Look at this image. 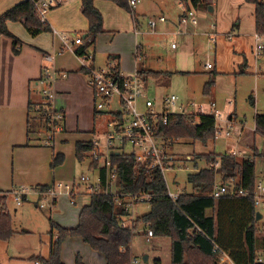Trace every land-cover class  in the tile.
Masks as SVG:
<instances>
[{
	"label": "rangeland",
	"instance_id": "1",
	"mask_svg": "<svg viewBox=\"0 0 264 264\" xmlns=\"http://www.w3.org/2000/svg\"><path fill=\"white\" fill-rule=\"evenodd\" d=\"M211 1L213 11L209 12L208 8L206 11L197 9V11H205L207 18L202 23H199V28L201 29L198 33L196 32L197 29L196 31L192 29L191 32L194 31L196 33L190 35V43L187 46L183 45L181 37H177L179 36L178 33L187 32L185 31L186 28L179 29V16L183 12L179 1L141 0V3L135 10L140 15L147 12L157 15L152 16V18L158 17L162 11L168 22L158 24L159 33L155 34L149 32L145 18L142 20L141 28H139L142 32V43L139 47V57L136 60L139 65L138 68H142V71L164 73L159 80L149 77L146 80L141 78L145 98L151 99L154 102L156 110L160 113L166 112L163 99L166 96L174 95L183 101V105L181 106V102L178 101L174 108L168 110L169 112L173 111L171 113L176 112L174 114L182 115V112L189 113L194 110L191 109L190 105L208 106L214 103L217 105L221 119H224L225 122L230 121L228 113L232 111V108H235L236 115L239 118L234 122L230 138L215 139L213 144L209 143L205 147L200 143H193L190 139H175L170 149L179 160L178 164L181 163L182 167L185 168L182 169V172H178V174L173 171L168 172L167 178L172 187L176 184L189 192L192 189L187 182V175L195 169L193 168V164L189 162L185 163L184 157L186 155L193 157L194 154L210 152H214L217 155L235 152V157L240 160L243 156L252 155L248 147L245 146L247 142L248 144L251 143V145L254 144L253 147H256L259 151L258 157L255 158V172L257 180L264 183V138L257 135L256 142L254 143L251 139H248L251 132H254L255 114L264 113V58L260 59L258 57V60L260 59L259 62L255 61L252 55V48L245 53L242 49L240 50L231 44L229 39H227V34L231 31L232 27L237 32V23L242 22L244 25L245 20L254 16V8L252 4L245 2V0ZM94 3V6L96 7L97 5L96 8L102 15L105 27V31L97 36L94 47L98 48L100 52H105L103 56L112 53V49H115L114 52H117L129 46H132L131 51L135 53V33L128 32V29L133 25L130 13L108 0H96ZM80 6L81 0H71L51 9L52 11H49L47 14L50 28L55 29L62 36H70L72 32L80 35L86 33L87 24L80 13ZM192 10L194 11V9ZM167 24H177L172 29V33L165 30ZM211 24L213 26L218 25L219 29H223L219 32L218 39L220 37L224 38L226 42L221 43L218 41V48H214L215 43L213 41H211L213 43H210L208 40V33L211 32L209 26ZM49 35L52 42L51 32H43L38 36L43 40L48 38ZM122 57L123 59H121L120 63L124 71L123 73L131 75L133 70L130 71L129 69L133 65L130 62V53L127 51L126 55H122ZM245 59L247 60L246 68H243L240 64ZM238 61L241 62L239 63V68H237ZM207 64H210L213 69L207 68ZM124 66H130V68L125 69ZM240 69H244L243 71L245 72L238 74L237 71ZM210 80H214L215 87H213L216 88L212 98L214 101L212 102H210V97L204 96L205 85ZM114 101L116 102V100ZM111 107L117 108L116 103L112 104ZM182 107L185 108V111L182 110ZM220 125L222 129H225L223 123H220ZM98 127H102L101 120ZM240 129L241 134L239 135ZM237 138L238 140L236 141ZM233 139L236 141V145ZM91 140L88 142L91 143ZM103 141L102 137L101 142ZM43 143L44 146L48 145L45 142ZM68 144L73 148L75 146L71 141L65 143V145ZM67 154L68 150H66L65 157ZM82 163L78 162L76 157H66L65 162L54 169V177L52 175L50 180L65 184H72L74 182L82 184L81 177L89 176L90 180L94 181L96 178L94 174L96 172L88 169V159L86 158ZM198 167L205 168L206 162H199ZM11 173V168H9L7 175H12ZM173 179L176 180L173 182ZM3 189L7 190L9 187ZM18 189H26L29 192L31 187L22 186ZM81 193L82 189L79 190V195L75 200L80 198ZM30 197L28 196L27 198ZM8 199L9 201L6 204L7 210L11 217L12 229L16 230V234L14 233L8 240H0V264H35L32 257H48L49 255L48 245L51 237V222L56 224L63 219L67 221V225H71L70 228L77 225V223L74 224L75 219H78V215H76L77 211L70 205L67 199V201H62L59 198L52 212L48 199L42 200L44 208L39 210L31 205L30 199H27L26 202L22 203L25 204H21L20 206L16 205L11 193L8 194ZM85 204L87 205V203ZM149 209V204L146 203L135 207L136 213L140 215L147 213ZM14 210H17V212H14ZM260 214L262 218L256 225L259 231L257 236V253L259 255L262 252L261 239L264 236V210H261ZM22 230L27 232L23 233L24 231L22 232ZM52 234H56L54 229ZM132 246L133 253L138 259V264H155L157 260L160 261V264H171V243L168 238L155 237L148 243L144 234H137L133 237ZM144 255L148 256V263L142 262ZM64 258H66V264H68L67 253L64 254ZM39 260L41 262V258Z\"/></svg>",
	"mask_w": 264,
	"mask_h": 264
},
{
	"label": "trees",
	"instance_id": "2",
	"mask_svg": "<svg viewBox=\"0 0 264 264\" xmlns=\"http://www.w3.org/2000/svg\"><path fill=\"white\" fill-rule=\"evenodd\" d=\"M95 0H81L80 10L88 22L83 46L76 50L78 55L84 53L95 43L97 36L104 32L103 18L94 7ZM118 7L135 15L128 7L126 0H108ZM188 9L206 10L211 0H184ZM254 6L256 32L264 36V0H245ZM8 21L20 22L28 34L36 37L43 32H51L48 22L42 23L37 16L31 0H24L0 15V35L16 39L7 30ZM118 68V67H117ZM115 69L118 71V69ZM139 76L146 80L148 77L159 80L163 72L140 71ZM214 80L205 85L204 95L208 94ZM47 127L46 123L43 124ZM254 132L248 139L256 142V136L264 138V114H258L254 119ZM29 127V125H28ZM215 121L212 116L171 115L166 124L158 123L156 135L163 141L172 142L175 139H190L193 143L208 146L215 142ZM254 144L246 143L252 155L237 159L230 153L215 154L214 152L194 154L185 163L193 164L196 169L187 175L191 191H185L173 201L167 192L166 182L158 168H149L147 164L136 162L132 154L122 151L111 154L112 166L117 173L115 184L119 192L151 195L149 211L145 214L136 213V219L131 228L122 227L124 218L129 212L124 206L118 205L111 195L92 194L89 203L83 206L78 214L77 225L64 228L51 222V230L57 236L51 235L49 255L42 259V264H65L61 251L67 238H78L92 251L103 256L106 264H128V247L133 237L144 234L148 227L153 231L154 238L165 237L171 243V264H217L218 254L224 253L234 264H264V236L261 239V255L257 253L256 212L253 192L255 188L256 167L255 158L259 151ZM90 142H77L75 155L82 163L85 154L91 150ZM206 162L205 168H199V162ZM64 156L57 154L50 164L51 168L61 165ZM218 162L219 167H212ZM209 166L211 168H209ZM185 168V167H184ZM104 177V170H102ZM219 177V178H218ZM219 179V180H218ZM234 180L236 186L242 188L247 197L222 196L218 199L211 197V192L218 181L221 184ZM46 191L47 186L36 188ZM40 199L39 196H37ZM5 196L0 195V240H8L15 231L11 226V217L6 207ZM54 237L56 239L54 240ZM218 247L219 250H215ZM74 264H85L80 255L75 257ZM155 264H160L157 260Z\"/></svg>",
	"mask_w": 264,
	"mask_h": 264
},
{
	"label": "crops",
	"instance_id": "3",
	"mask_svg": "<svg viewBox=\"0 0 264 264\" xmlns=\"http://www.w3.org/2000/svg\"><path fill=\"white\" fill-rule=\"evenodd\" d=\"M22 1L23 0H0V15ZM212 5V1H210V7H207L209 12L213 11ZM205 11L194 10L196 23L193 24L188 21L186 27H183L182 25L179 26L180 30L186 28L185 31H187L181 34L177 31L179 35L177 37L183 39V45H189L190 35L200 31L201 28H199V23H202V21L207 18ZM130 15V18H132L131 13ZM160 15H164V13L161 11ZM136 16L138 21L140 20L139 23L141 27L144 18L146 19L157 15H152L147 12L142 13V15L136 13ZM253 18L254 16L245 20L244 25L242 22L237 23L238 31L235 32L234 27H232L231 31L227 34L229 42L238 49H242L245 53H247L249 49H253L255 40L254 34L257 33L255 29V18ZM47 21L49 23L48 18ZM86 24L88 29L87 20ZM176 26L177 24H167L165 30L172 33V29ZM214 26L215 27L212 31L217 33V37L215 38L217 41L214 42L215 44L213 47L218 48V41L221 43L226 41L221 37L218 39L219 32L223 29H219L218 25ZM6 27L10 34L17 40L16 45L14 46L13 38L7 35H0V195L4 194L7 204L9 201L8 194H10V191L13 189H18L22 186L36 189L39 186H47L53 183L54 181L50 179L54 173V169L61 166L65 162L66 157H76L75 146L73 148L70 144L65 145V143L71 141L75 145L77 142H88L94 138L100 139V133L103 128L98 127V124L100 120L103 124V120L95 112V101L94 96L92 95L93 92H91L92 89L87 84L86 73L82 69L81 60L76 55L77 47L72 45L67 47L62 41V34L53 28H51V42L50 35L43 40L40 36L30 38L28 32H26L23 25L19 22L8 21ZM103 28L105 31L104 24ZM192 29L195 31L197 29V31L191 32ZM251 29L252 31H250ZM128 32L135 33L134 25L128 29ZM155 33H159L158 28ZM72 34H74V32H72L71 35ZM84 35H86V33H83L81 36L83 37ZM208 40L210 43H213L209 36ZM141 43L142 32H139L135 33V53L131 51L132 46H129L128 48H124V50L121 49L117 52H114L115 49H112V53L106 54L108 56H103L105 52L98 51V48L94 47L95 43L88 49V51L94 54L95 66L102 67L107 65L109 61H113L122 72L124 71L120 61L123 59L122 55H126L128 51L130 53V62L133 66L131 68L130 66H124L125 69L130 68V71L133 70V72H140V70L142 71V68H138L139 65L136 60L139 57V47ZM244 52L242 53L245 54ZM45 55H52V61H46ZM252 55L254 60L259 62L260 59L264 58V51L259 56V60L258 57L254 55L253 50ZM239 63L241 62H237V68H239L240 65H242L243 68H246V59L240 65ZM211 69H213V67ZM243 70L244 69H240L237 71L238 74L245 72ZM45 71H54L55 73L54 102L56 108L60 109L64 114V120L62 132L56 134L51 145L44 146L43 142L45 141H43V138H45V134L39 132V126L41 123L39 124L37 121V106L40 105L42 100L40 94L42 85L39 82L43 79ZM214 85L215 82L209 89L208 94L204 95L205 97H210V102L214 101L212 99L216 91ZM144 92L145 91H143V93ZM179 101L181 102V105H183V101L181 99H179ZM215 106L217 108L216 104ZM231 110L232 111L229 112L228 115H230V119L235 122V120L239 118L238 115H236L235 108H232ZM258 114L259 113H256L255 116ZM240 132L241 129L238 132L239 135L241 134ZM237 140L238 138L236 141ZM236 141L233 139L235 145ZM67 148H69L70 151ZM66 150H68V154L65 157ZM57 154L64 156V162L61 165L51 168L50 164L52 159ZM9 168H11L12 175H7ZM8 187L9 189L7 190L3 189ZM79 197L80 198L77 200H75L77 197L73 199L62 197L60 199L62 201L68 200L70 205L76 209V215H78L82 206L86 205L85 203L88 204L90 200L86 195H81ZM27 199H30L29 201H31V205L36 209H42L39 207L40 199H38L36 195ZM27 199H25L24 202H26ZM14 212H17V210H14ZM76 223L77 219H75L74 224ZM56 224L64 228H70L71 226L67 225V221L63 219ZM14 231L16 234V230ZM22 232L25 233L27 231L22 230ZM50 243L51 237L48 247H50ZM87 247L88 246L78 238H67L63 242L61 251V256L65 264V253L68 255V264H74L77 255H80L83 258L85 264H106L102 255ZM39 258L47 259V257H32V260L36 264V262L40 261Z\"/></svg>",
	"mask_w": 264,
	"mask_h": 264
},
{
	"label": "built area",
	"instance_id": "4",
	"mask_svg": "<svg viewBox=\"0 0 264 264\" xmlns=\"http://www.w3.org/2000/svg\"><path fill=\"white\" fill-rule=\"evenodd\" d=\"M37 16L42 23L47 21V14L51 9L61 6L71 0H31ZM128 7L132 12H135L136 7L141 3V0H126ZM182 6L183 12L179 16V26L186 27L188 21L193 24L196 23L194 11L188 9L184 0H177ZM132 22L134 25L135 33H141L139 30L140 23L135 15L132 14ZM149 32L155 33L158 28V24L167 22L164 15H159L156 18L148 17L145 19ZM215 26L211 25V32L208 33L210 40L215 42L216 32L212 31ZM254 46L253 52L256 57H259L264 51V36L258 33L254 34ZM63 43L69 47V45L75 46L78 49L83 46V37L80 34H72L70 36L62 37ZM174 47V45H172ZM76 55L80 58L82 63V69L86 73V79L88 86L92 89L94 96L95 112L100 118L103 119L102 132L100 133V139L94 138L91 140L92 148L85 154V158L88 159V169L96 172L94 181L90 180L89 176H82L80 184L74 182L72 184H65L62 182H53L47 185L46 191H40L38 189H31L27 192L26 189H13L10 191L14 198V202L17 206H20L28 196H39V207L44 208L42 200H49V207L52 210L59 198L66 197L69 199L76 198L79 195V190L82 189V195H86L90 198L92 194L111 195L118 205L124 206L125 210L129 212V216L124 218L122 227L131 228V232L134 234L133 223L136 219L135 207L139 204L148 203L151 199V195L146 192L139 193H125L119 192L115 181L117 180V173L112 166L111 154L113 152L122 151L126 154H132L135 160L140 164H147L149 168H158L166 182L168 196L173 200H177L179 196L184 194L180 186L174 184L173 187L169 184L167 178L168 172H182L184 167L182 164H178V159L174 156V152L171 151V143L163 141L156 135V128L158 123L166 124L168 117L176 115L169 112L170 108H174L179 101L174 95L166 96L163 99V104L166 108V112H158L155 108L154 102L145 98L143 93V81L138 74V71H134L131 75H125L120 69L117 68L113 61H109L107 65L103 67H97L94 65V54L86 50L84 53ZM46 61L51 62L52 55H45ZM207 68H212L210 64L206 65ZM118 69L116 71L115 69ZM55 73L54 71H45L43 79L40 80L42 85L40 89L41 102L37 106V121L41 123L39 126V132L45 134V144L51 145L56 134L61 133L63 129L64 114L60 109L55 106V91H54ZM116 100V102L114 101ZM116 103L117 108H112L111 105ZM182 106V105H181ZM193 111L189 113L182 112L184 116H195L199 118L201 115L212 116L215 121L214 138H230L233 131V120L229 122L221 119L219 110L214 103H211L208 107L190 105ZM185 111V108L182 107ZM46 123L47 127L43 124ZM220 123L225 125V129H222ZM103 137L104 141L101 142ZM235 156V152L231 153ZM184 158L190 160V155H186ZM214 170L219 167L218 162L213 166ZM209 168H211L209 166ZM102 170H104V177H102ZM196 170V169H195ZM176 180V179H175ZM173 179V182L175 181ZM211 197L220 198L222 196H236L247 197L248 194L240 187L236 186L234 180H230L228 183H216ZM254 205L258 212L264 210V183L260 181L255 182V188L253 192ZM145 239L148 243L154 238L153 231L148 227L145 229ZM56 238V237H55ZM129 251L128 264H138V259L133 253L132 241L128 247H123L122 251ZM215 250H219L218 247ZM36 264H42L36 262ZM217 264H234L228 256L224 253L218 254Z\"/></svg>",
	"mask_w": 264,
	"mask_h": 264
},
{
	"label": "water",
	"instance_id": "5",
	"mask_svg": "<svg viewBox=\"0 0 264 264\" xmlns=\"http://www.w3.org/2000/svg\"><path fill=\"white\" fill-rule=\"evenodd\" d=\"M85 37H86V35L83 36V38H85ZM261 218H262V215L260 214V212H256V220L259 221ZM142 262L148 263V256L147 255H144L142 257Z\"/></svg>",
	"mask_w": 264,
	"mask_h": 264
}]
</instances>
